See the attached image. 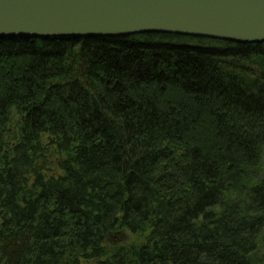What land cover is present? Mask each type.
<instances>
[{"label":"trees","instance_id":"1","mask_svg":"<svg viewBox=\"0 0 264 264\" xmlns=\"http://www.w3.org/2000/svg\"><path fill=\"white\" fill-rule=\"evenodd\" d=\"M0 264H264V42L1 37Z\"/></svg>","mask_w":264,"mask_h":264},{"label":"water","instance_id":"2","mask_svg":"<svg viewBox=\"0 0 264 264\" xmlns=\"http://www.w3.org/2000/svg\"><path fill=\"white\" fill-rule=\"evenodd\" d=\"M144 33L264 42V0H0V38Z\"/></svg>","mask_w":264,"mask_h":264},{"label":"rangeland","instance_id":"3","mask_svg":"<svg viewBox=\"0 0 264 264\" xmlns=\"http://www.w3.org/2000/svg\"><path fill=\"white\" fill-rule=\"evenodd\" d=\"M196 43H197V41H195ZM206 43H213V44H216L217 42H215V41H210V40H206ZM130 241V239H128V237H125V239H123V240H120L121 242H123V241Z\"/></svg>","mask_w":264,"mask_h":264}]
</instances>
